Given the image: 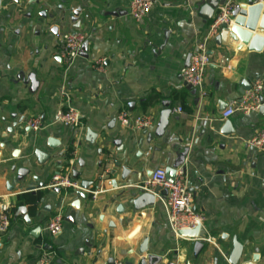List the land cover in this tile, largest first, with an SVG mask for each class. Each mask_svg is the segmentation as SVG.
<instances>
[{"label": "crops", "instance_id": "0c3cea01", "mask_svg": "<svg viewBox=\"0 0 264 264\" xmlns=\"http://www.w3.org/2000/svg\"><path fill=\"white\" fill-rule=\"evenodd\" d=\"M129 3L2 2L0 207L9 204L11 224L6 232L0 231V264H37L44 253L52 254L51 264H110L111 259L113 264H141L139 248L146 237L149 250L144 255L161 257L153 264H229L224 255L231 253L234 237L244 246L241 264L253 263L255 255L257 264H264V153L247 146L264 128V115L256 110L222 119L229 104L243 96L244 81L252 86L260 80L264 86V47L250 49L249 44L233 45L228 39L218 45L220 28L209 40L211 63L204 86L194 87L195 92L185 85L181 70L222 5L211 11L204 0H154L152 11L137 22L128 14ZM79 7L81 27L73 29L74 22L63 16ZM74 30L87 35L88 57L81 55L67 67L61 57L62 36ZM255 33L264 35L260 30ZM99 59L102 69L96 66ZM33 73L39 83L36 90L27 81ZM63 90L80 113L82 133L55 121L65 102ZM165 101L172 110L170 122L157 135ZM121 111L151 116L153 124L146 130L124 128L117 120ZM37 116L43 127L34 131L29 121ZM227 120L235 129L228 137L219 132ZM89 128L100 135L93 145L87 142ZM50 136L60 141L57 149L42 146L51 158L41 166L31 159L33 175L45 187L26 191L27 184L17 181L16 171ZM115 139L121 145H115ZM65 146L69 155L54 157ZM184 147L189 149L183 166L193 208L205 214L202 232L217 245L205 241L198 257L195 239L177 237L170 229L159 199L140 211L129 205L153 171L170 166ZM114 159L121 162L119 168ZM124 166L131 171L125 181ZM113 169L116 175H110ZM74 170L82 174L75 187L57 193L48 186L54 174ZM84 179L101 187L95 197L80 188ZM77 190L86 196H78ZM120 205L125 207L123 213L118 211ZM21 206L28 209L29 221L18 212ZM58 211L64 215L63 227L52 235L47 223Z\"/></svg>", "mask_w": 264, "mask_h": 264}, {"label": "built area", "instance_id": "2783aa9c", "mask_svg": "<svg viewBox=\"0 0 264 264\" xmlns=\"http://www.w3.org/2000/svg\"><path fill=\"white\" fill-rule=\"evenodd\" d=\"M154 0H130L128 6V14L137 22L142 21L152 11ZM235 8L233 0H227L219 7L212 23L210 24L207 36L200 41L191 54L190 65L181 70V76L185 83L195 88L204 86L205 74L208 65L211 63L209 54V40L213 37L221 25L229 23L231 13ZM87 40V35L79 31H69L62 36L61 57L67 67L73 64L76 58L81 56L83 52V44ZM103 59L96 61V66L102 69ZM263 82L256 80L251 88L237 100L232 101L222 113V119H227L237 112L249 114L256 111L261 106L260 97L263 91ZM204 93V92H203ZM61 97L64 98V105L61 106L55 114V121L67 127L75 128L82 133L83 125L79 111L71 105V98L68 91L63 90ZM181 111V109H179ZM117 120L124 128H133L137 130L149 129L153 124V118L148 115L132 116L128 111H121ZM29 126L34 131H39L43 127L42 117L37 116L29 121ZM247 146L264 153V128L261 129L254 137H252ZM72 162V161H71ZM152 177L149 178L146 188L148 190L160 186L167 191L166 194L157 193L158 199L163 203L167 213L168 224L170 229L177 237H180V230L194 229L205 221V214L196 211L193 208L194 197L187 184V177L184 166L177 168L174 182L170 183L166 179L164 168H157L153 171ZM77 184L72 181L71 171L65 173L54 174L49 183L50 188H69L75 187ZM101 191V187L95 186L89 189V192L95 197ZM0 231L6 232L10 228L11 217L9 212V204L4 203L0 207ZM64 215L62 211L56 212L47 223V230L50 234L56 235L62 230ZM182 237V236H181ZM204 241L216 245L212 237H205ZM217 246V245H216ZM227 259V255H224ZM52 254L44 253L37 264H51ZM114 264H124L116 261Z\"/></svg>", "mask_w": 264, "mask_h": 264}, {"label": "water", "instance_id": "95a60500", "mask_svg": "<svg viewBox=\"0 0 264 264\" xmlns=\"http://www.w3.org/2000/svg\"><path fill=\"white\" fill-rule=\"evenodd\" d=\"M227 0H204V6L206 4L210 5L211 11H214L218 8L219 5H223ZM2 2L3 0H0V9L2 7ZM235 4V8L233 9L231 13V20L229 23H224L221 25L220 33L216 36V43L218 45H221V43H225V40L228 39L229 42L233 45H240L242 43L244 44H249L250 49H256L260 50L264 47V35L261 33H255L253 35V32H256L257 30H260L262 33H264V0H233ZM82 8L78 9H73L68 12L67 15L63 16V19H66V17H70L71 21L74 22V27L73 29H79L80 26V12ZM113 15H117L118 13L113 12ZM41 15L43 17H46V13L42 12ZM52 31L54 33H58V27L54 26L52 28ZM83 52L82 56L88 57V51H89V41L86 40L83 44ZM191 54L190 53L187 56V61H186V66L189 67L190 65V59H191ZM211 54V52H210ZM28 82H31L33 90H36L38 87L39 83L38 80H36L35 74H31L28 79ZM187 85L188 89H192L195 92V88L190 85L185 83ZM242 90L241 94L244 95L247 90L251 88V84L247 81H244L242 83ZM260 103L261 106L259 107V113L261 115H264V99L260 97ZM164 109L161 113V118L157 128V135H162L165 129L168 126L169 121V116L171 114V107H170V102L165 101L163 103ZM230 120H227L219 129V132L225 136H230L235 133V129L232 125ZM10 131V130H9ZM99 134L98 132L93 131L92 129H87V142L90 144H94L98 139H99ZM152 140V139H151ZM37 143V141H36ZM113 143L116 145H121V140L120 139H115ZM60 141L56 139L53 136L47 137L43 142L40 143L39 147L35 148L33 150V153L27 156L25 160V166L19 167L16 171V166H12V172H17L16 173V179L19 182H23L27 184L26 191H30L32 193L36 192V190L43 189L45 187V184L43 182H39V177L36 175H33V167L34 164H32L31 159L34 157L36 163V166H41L44 165L50 158L51 155L47 152H45L42 149V146H47L50 149H57L59 147ZM41 146V147H40ZM188 147H184L182 151H179L177 153L175 161L170 165L165 168V173H166V179L168 182L172 183L174 182L175 175L177 168L180 166H183L185 163V159L187 154H188ZM101 152V151H100ZM67 153V154H66ZM15 155V154H14ZM65 155H69V147L65 146L63 151L59 152L57 155H54V157H62ZM15 157V156H14ZM70 157V156H69ZM58 164L61 165L62 161H58ZM79 165L81 167L84 166V162L82 160L79 161ZM113 165L116 168H119L121 166V162L118 160H113ZM131 174V171L127 167L122 168V176L121 179L125 181ZM81 172L78 170H74L72 173V181H75L80 177ZM110 175H116V170L113 169L110 172ZM28 178H31L28 180ZM98 180H102L101 177L98 178ZM9 185V184H8ZM94 185V181L90 180H82L80 184V188L82 190H89L92 188ZM190 186V191H192V187ZM9 190L13 188L11 185L8 186ZM57 193L61 192V188H54ZM77 195L80 197H85L86 194L84 191H76ZM157 193L160 194H166L167 191L165 189H162L160 186L155 187L154 189L148 190L146 187H141V189L138 192V195L135 196V198L131 199L129 201V205L134 208L135 211H140L146 207L153 206L157 203L158 197ZM18 212L25 216V219L29 221V216L27 215V210L26 207L21 206L18 208ZM125 210V207L123 205H120L118 207V211L123 213ZM37 231L40 230V227L36 229ZM180 235L185 238H191L195 239L194 241V251H195V256L198 257L199 254L202 252V250L205 248V234L202 232V226L198 225L194 229H183L179 231ZM34 235H37L34 233ZM148 243H149V238L146 237L143 242L141 243V246L139 248V253L142 256L140 259L141 264H148L152 263L154 261H157L158 263L161 261V257H158L157 255L154 254H147L144 255L148 249ZM243 251H244V246L243 244L236 238H233V247L231 250V253L228 256V263L229 264H241L242 262V256H243ZM253 263L251 264H257V261L259 260V257L257 255L253 256ZM113 260L111 259L109 261L110 264H113Z\"/></svg>", "mask_w": 264, "mask_h": 264}]
</instances>
